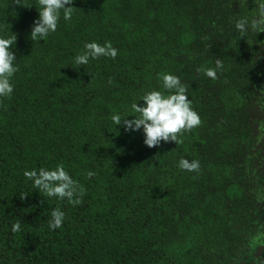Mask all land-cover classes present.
<instances>
[{"label": "trees", "instance_id": "16d2710c", "mask_svg": "<svg viewBox=\"0 0 264 264\" xmlns=\"http://www.w3.org/2000/svg\"><path fill=\"white\" fill-rule=\"evenodd\" d=\"M255 3L73 0L71 18L33 42L38 0H0L18 69L0 97V264H264V32L235 29ZM92 41L116 57L77 65ZM163 73L180 78L200 124L149 148L112 116L138 115ZM58 164L79 203L24 176ZM53 209L64 212L54 230Z\"/></svg>", "mask_w": 264, "mask_h": 264}, {"label": "clouds", "instance_id": "9594fccd", "mask_svg": "<svg viewBox=\"0 0 264 264\" xmlns=\"http://www.w3.org/2000/svg\"><path fill=\"white\" fill-rule=\"evenodd\" d=\"M73 0H38V18L33 20L30 39L33 42L44 40V38L57 29L58 20L63 16L64 20L71 18V6ZM37 9V8H36ZM256 15L251 19L241 17L235 20V29L242 35L256 34L264 32V0H256ZM16 36L0 35V97L9 96L13 91L11 78L18 70L15 64L16 56L11 50L15 44ZM117 49L110 43L103 45L97 42H86L84 51L74 58L77 65L87 64L89 59H96L101 56L115 58ZM222 67L221 61H216L215 69H206L205 75L215 79L217 71ZM164 92L160 90H151L146 92L141 101L142 104L134 103L132 110L138 115L132 116V119L125 117L121 119L119 114L112 116V121L122 126L125 132L143 133V144L149 148L158 146L161 141L177 142V134L182 130H190L200 124V117L192 109L191 101L186 95V88L180 78L171 73H163L160 77ZM167 92V94H165ZM178 168L189 172L199 169V162L189 161L181 158L178 161ZM93 172H87L91 178ZM26 179L32 181L34 188L43 192L48 197L57 199H67L69 202L79 203L74 196L78 194V186L75 180L65 170L63 165H57L54 168H40L37 170H26L24 172ZM48 221L49 229L60 228L64 219V212L59 209H53ZM20 230V221L17 220L11 225L13 233Z\"/></svg>", "mask_w": 264, "mask_h": 264}, {"label": "flooded vegetation", "instance_id": "af4514ba", "mask_svg": "<svg viewBox=\"0 0 264 264\" xmlns=\"http://www.w3.org/2000/svg\"><path fill=\"white\" fill-rule=\"evenodd\" d=\"M258 255H260V254H258Z\"/></svg>", "mask_w": 264, "mask_h": 264}]
</instances>
